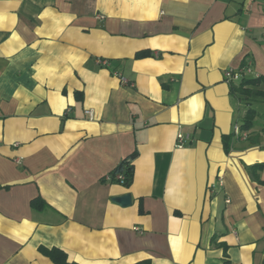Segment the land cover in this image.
<instances>
[{
    "label": "crops",
    "instance_id": "0c3cea01",
    "mask_svg": "<svg viewBox=\"0 0 264 264\" xmlns=\"http://www.w3.org/2000/svg\"><path fill=\"white\" fill-rule=\"evenodd\" d=\"M228 70L264 75V0H0V264H263L264 124L225 152Z\"/></svg>",
    "mask_w": 264,
    "mask_h": 264
},
{
    "label": "trees",
    "instance_id": "16d2710c",
    "mask_svg": "<svg viewBox=\"0 0 264 264\" xmlns=\"http://www.w3.org/2000/svg\"><path fill=\"white\" fill-rule=\"evenodd\" d=\"M150 51H140L137 52L136 57H144L151 55ZM246 69V67H245ZM246 70H243V76L238 81H231V92L238 96L240 103L242 105V120L241 125L238 127V132H233L230 134H223V145L226 153H230L236 141L244 133H254V128L257 125V118L263 117L264 112L260 111L254 104L260 106L264 105V75L257 76H246ZM81 93H77L80 97ZM137 151L132 152L126 158H123L109 173V178L112 183H119L123 186L129 188L133 183L134 179V164L133 160L137 156ZM257 169H264V162L254 165ZM122 177L119 178V177ZM264 183V181H263ZM37 208H42L45 204L42 197H37L32 203ZM224 248V253L226 255L228 250V245L226 243L221 244ZM46 256H49L55 264H76L69 261L67 253L60 248L43 249ZM135 264H151L150 261L144 260L137 262ZM264 264V262H263Z\"/></svg>",
    "mask_w": 264,
    "mask_h": 264
},
{
    "label": "built area",
    "instance_id": "2783aa9c",
    "mask_svg": "<svg viewBox=\"0 0 264 264\" xmlns=\"http://www.w3.org/2000/svg\"><path fill=\"white\" fill-rule=\"evenodd\" d=\"M243 76V71H232V70H228L226 71V77H227V80L229 82L231 81H238L242 78ZM87 113L89 115H92V111L88 110ZM237 132H238V129H237ZM183 140V136L182 135H179V142H182ZM119 178L122 179V177L120 176Z\"/></svg>",
    "mask_w": 264,
    "mask_h": 264
},
{
    "label": "water",
    "instance_id": "95a60500",
    "mask_svg": "<svg viewBox=\"0 0 264 264\" xmlns=\"http://www.w3.org/2000/svg\"><path fill=\"white\" fill-rule=\"evenodd\" d=\"M133 197H132V194L131 193H126V194H123V195H119V196H113L112 197V201L114 203H117L123 207H128L132 204L133 202Z\"/></svg>",
    "mask_w": 264,
    "mask_h": 264
},
{
    "label": "rangeland",
    "instance_id": "374dc122",
    "mask_svg": "<svg viewBox=\"0 0 264 264\" xmlns=\"http://www.w3.org/2000/svg\"><path fill=\"white\" fill-rule=\"evenodd\" d=\"M254 107H257L260 111L264 112V105L260 106L258 104H254ZM263 124H264V118L263 117H259L257 119V126L263 125Z\"/></svg>",
    "mask_w": 264,
    "mask_h": 264
}]
</instances>
